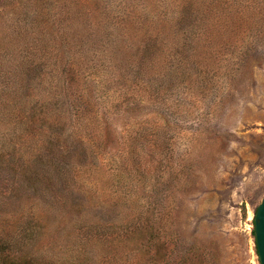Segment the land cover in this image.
<instances>
[{"label": "rangeland", "instance_id": "374dc122", "mask_svg": "<svg viewBox=\"0 0 264 264\" xmlns=\"http://www.w3.org/2000/svg\"><path fill=\"white\" fill-rule=\"evenodd\" d=\"M263 197L264 0H0L8 237L59 264H261Z\"/></svg>", "mask_w": 264, "mask_h": 264}, {"label": "trees", "instance_id": "16d2710c", "mask_svg": "<svg viewBox=\"0 0 264 264\" xmlns=\"http://www.w3.org/2000/svg\"><path fill=\"white\" fill-rule=\"evenodd\" d=\"M41 234V231L33 230L22 237L24 240H20L8 237L4 234V230L0 229V264H59L55 258L56 253L44 254L40 251L37 245L41 241ZM253 234L255 236L254 230ZM27 245H29L28 249ZM87 260H89L87 252L81 248L76 264H91L87 263ZM92 264H104V262L98 259Z\"/></svg>", "mask_w": 264, "mask_h": 264}, {"label": "water", "instance_id": "95a60500", "mask_svg": "<svg viewBox=\"0 0 264 264\" xmlns=\"http://www.w3.org/2000/svg\"><path fill=\"white\" fill-rule=\"evenodd\" d=\"M254 233L260 263L264 264V197L255 212Z\"/></svg>", "mask_w": 264, "mask_h": 264}]
</instances>
